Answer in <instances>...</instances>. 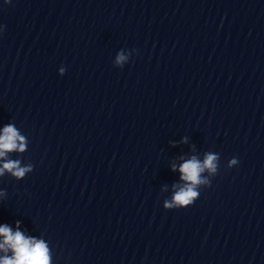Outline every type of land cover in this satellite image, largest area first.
<instances>
[{
    "label": "clouds",
    "instance_id": "obj_1",
    "mask_svg": "<svg viewBox=\"0 0 264 264\" xmlns=\"http://www.w3.org/2000/svg\"><path fill=\"white\" fill-rule=\"evenodd\" d=\"M125 60L126 57L121 54L117 56L116 63L122 66ZM63 71L62 69L61 72L63 73ZM26 146V138L19 133L14 125L8 124L3 127L2 133H0V158H4L6 153L13 151L22 153L26 150ZM218 158V154L206 153L202 163L193 157L181 164L178 170L181 173L180 179L185 184L174 192L171 200L165 201L164 208L182 209L193 205L200 196L198 186H211V181L202 177L201 173L208 170L210 174H216ZM237 163L238 160L233 158L230 161V166ZM33 168L34 166L31 164L21 166L19 160H6L0 165V177L7 171L19 180L24 178L27 173L32 172ZM172 170H177L175 165ZM173 187L175 189L176 186L173 185ZM4 194H6L5 191H0V195ZM0 236L4 238L3 243H0V250H7L5 247L7 246L13 252L11 258L0 259V264H49L48 246L44 241L32 237L26 238L19 230L13 233L7 225L0 226Z\"/></svg>",
    "mask_w": 264,
    "mask_h": 264
}]
</instances>
